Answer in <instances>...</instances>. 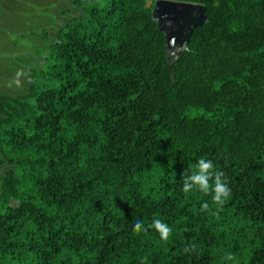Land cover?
I'll return each mask as SVG.
<instances>
[{
	"label": "trees",
	"instance_id": "1",
	"mask_svg": "<svg viewBox=\"0 0 264 264\" xmlns=\"http://www.w3.org/2000/svg\"><path fill=\"white\" fill-rule=\"evenodd\" d=\"M157 1L76 0L28 93L0 96V264H264V0H168L208 17L177 52ZM202 157L222 208L182 191Z\"/></svg>",
	"mask_w": 264,
	"mask_h": 264
},
{
	"label": "rangeland",
	"instance_id": "2",
	"mask_svg": "<svg viewBox=\"0 0 264 264\" xmlns=\"http://www.w3.org/2000/svg\"><path fill=\"white\" fill-rule=\"evenodd\" d=\"M82 13L76 0H0V96L28 93L32 72L46 67L58 31ZM18 72L24 73L20 86L9 87ZM10 168L0 165V176Z\"/></svg>",
	"mask_w": 264,
	"mask_h": 264
},
{
	"label": "clouds",
	"instance_id": "3",
	"mask_svg": "<svg viewBox=\"0 0 264 264\" xmlns=\"http://www.w3.org/2000/svg\"><path fill=\"white\" fill-rule=\"evenodd\" d=\"M23 74V72H18L16 74V78L9 82V87H11L13 83L19 87V77ZM182 182V191L185 194L191 192L195 188L205 195H211L212 202L221 208L231 196V189L228 186V180L225 173L217 170L211 160H207L203 157L200 158L195 165H190L189 168L185 170L182 176ZM201 211H210L209 204L207 202L202 203ZM149 227L154 228L159 233L160 239L165 242H167L172 233V229L159 219H154L152 224L147 227H145L141 220L137 219L133 223V232L135 234H139L141 232L147 233ZM192 251H195L194 245H189L183 249L185 254ZM225 259L232 261L235 257L233 254L229 253L225 256Z\"/></svg>",
	"mask_w": 264,
	"mask_h": 264
},
{
	"label": "water",
	"instance_id": "4",
	"mask_svg": "<svg viewBox=\"0 0 264 264\" xmlns=\"http://www.w3.org/2000/svg\"><path fill=\"white\" fill-rule=\"evenodd\" d=\"M153 18L165 34L166 51L173 52L186 49L195 29L208 22L205 6L168 0L155 3Z\"/></svg>",
	"mask_w": 264,
	"mask_h": 264
}]
</instances>
